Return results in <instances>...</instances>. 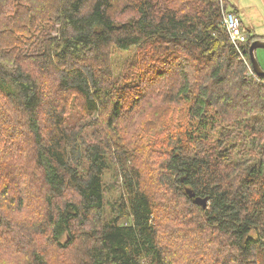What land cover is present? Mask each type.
<instances>
[{
  "label": "trees",
  "instance_id": "1",
  "mask_svg": "<svg viewBox=\"0 0 264 264\" xmlns=\"http://www.w3.org/2000/svg\"><path fill=\"white\" fill-rule=\"evenodd\" d=\"M228 7L0 0V249L47 264L42 236L63 264H264L263 38L233 43ZM155 96L166 155L143 156L144 129L127 142L122 124ZM29 204L37 219L16 220Z\"/></svg>",
  "mask_w": 264,
  "mask_h": 264
},
{
  "label": "rangeland",
  "instance_id": "2",
  "mask_svg": "<svg viewBox=\"0 0 264 264\" xmlns=\"http://www.w3.org/2000/svg\"><path fill=\"white\" fill-rule=\"evenodd\" d=\"M229 1L230 3L228 4L230 8L233 7L232 4H238L246 9H250V4L255 2V0H229ZM125 55L129 61L137 62L136 66H134L133 64V66L130 67L126 71V75L123 80V83L129 87V85L131 84L132 80L135 78L136 75L138 74L142 75V71L144 70L145 65H146V62H145L146 60L143 61V59L141 58L139 49L137 50L133 49L130 52L126 53ZM256 55H257V58L260 64L263 65L264 64V61H263L264 48H258L256 50ZM168 80L169 78L166 79L165 82H167ZM171 87H173V85H170L168 83L165 84L164 89H163V95L169 93L170 89H172ZM165 97L166 96H164V98ZM148 98L153 99V101H148L147 102L148 104L145 105L144 109H146V111L144 115H141L142 111L140 107L138 106L137 108H134V110H132L131 112L127 114V118L126 117L124 118V121L122 124L124 127V130H123L124 132H122V134H123L124 139L127 142H130L131 140L133 139L135 140L137 138V134L141 133L142 128H143L144 132H142L141 135L139 136L137 143H133V144L135 145L138 144L140 146L144 144L145 152L143 151L140 152L139 151L140 149H139L137 151V154L139 153V154H142L143 156H154V153H155V156H156L157 154L160 153L162 156H164L166 155L165 151L167 149L166 139H169L167 135L170 131H167L163 127H160L162 121L158 117L156 112L162 111L163 110L162 108L165 107V105L161 102V99L156 96L148 97ZM74 112H75L74 120H78L81 113L79 112L77 108H75ZM151 112H152V117L148 116L151 114ZM146 116L150 118L143 120L142 118ZM141 159H145V158H141ZM141 159L138 158L137 160H141ZM107 177H109L107 180L108 183L112 184L116 182V179L110 176V174H107ZM31 206L32 204L31 205L29 204L25 210L19 211L18 213L19 215L16 216V220L23 218L29 224L32 223L34 220H36L39 214L38 212L39 208L38 206L31 208ZM47 242H48L47 237L38 236V245L41 247L40 250L44 249V251L47 254V258H48L47 264H63L66 258L59 256L55 248ZM191 244L192 243L189 242V246ZM193 248H195V243L190 247V249H193ZM27 252H28L27 250L23 252H14V250L10 249L9 247H3L0 249V264L1 263L3 264H32L30 263V261H26L27 256H28ZM258 259L263 260L264 257H259ZM33 264H37V263L34 262ZM258 264H260L259 261H258Z\"/></svg>",
  "mask_w": 264,
  "mask_h": 264
},
{
  "label": "crops",
  "instance_id": "3",
  "mask_svg": "<svg viewBox=\"0 0 264 264\" xmlns=\"http://www.w3.org/2000/svg\"><path fill=\"white\" fill-rule=\"evenodd\" d=\"M226 2L227 4L230 3L229 0H226ZM232 6L231 8L228 7V9L234 10L241 17L245 28L254 31L264 40V0H255V2L250 4V9H246L238 4H232ZM262 67L264 69V64Z\"/></svg>",
  "mask_w": 264,
  "mask_h": 264
},
{
  "label": "built area",
  "instance_id": "4",
  "mask_svg": "<svg viewBox=\"0 0 264 264\" xmlns=\"http://www.w3.org/2000/svg\"><path fill=\"white\" fill-rule=\"evenodd\" d=\"M223 24L227 28L233 43L247 41L248 31L245 27H242L241 18L238 17L236 12L229 9L225 10Z\"/></svg>",
  "mask_w": 264,
  "mask_h": 264
},
{
  "label": "water",
  "instance_id": "5",
  "mask_svg": "<svg viewBox=\"0 0 264 264\" xmlns=\"http://www.w3.org/2000/svg\"><path fill=\"white\" fill-rule=\"evenodd\" d=\"M258 48H264V40L262 39H258L256 41H254L253 43H251L250 45V57H251V61H252V65L254 68V71H256V73L259 76H264V69L261 67L257 55H256V50ZM192 196L194 195L193 193L191 194ZM197 203L201 204V206L206 207L207 206V199H202L197 197L195 200Z\"/></svg>",
  "mask_w": 264,
  "mask_h": 264
}]
</instances>
